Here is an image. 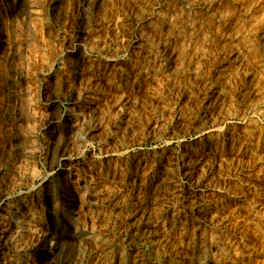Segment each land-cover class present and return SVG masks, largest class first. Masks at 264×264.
Returning a JSON list of instances; mask_svg holds the SVG:
<instances>
[{
	"label": "rangeland",
	"instance_id": "1",
	"mask_svg": "<svg viewBox=\"0 0 264 264\" xmlns=\"http://www.w3.org/2000/svg\"><path fill=\"white\" fill-rule=\"evenodd\" d=\"M0 264H264V0H0Z\"/></svg>",
	"mask_w": 264,
	"mask_h": 264
},
{
	"label": "bare ground",
	"instance_id": "2",
	"mask_svg": "<svg viewBox=\"0 0 264 264\" xmlns=\"http://www.w3.org/2000/svg\"><path fill=\"white\" fill-rule=\"evenodd\" d=\"M11 35H12V34H11ZM12 42H13V41H12ZM9 47H10V46H9ZM9 49H11V48H9ZM12 50H13V49H12ZM7 52H8V51H7ZM12 52H13V51H12ZM3 54H5L4 56H6V53H3ZM3 54H2V57H3ZM7 56H8V55H7ZM7 56H6V57H7ZM12 56H13V55H12ZM2 57H1V58H2ZM3 59H4V58H3ZM5 59H6V58H5Z\"/></svg>",
	"mask_w": 264,
	"mask_h": 264
}]
</instances>
